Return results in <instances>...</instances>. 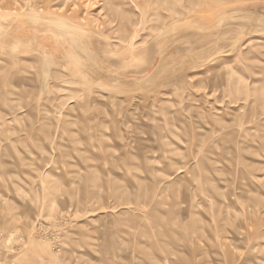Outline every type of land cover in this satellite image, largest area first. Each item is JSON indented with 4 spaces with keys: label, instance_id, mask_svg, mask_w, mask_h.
Wrapping results in <instances>:
<instances>
[{
    "label": "rangeland",
    "instance_id": "obj_1",
    "mask_svg": "<svg viewBox=\"0 0 264 264\" xmlns=\"http://www.w3.org/2000/svg\"><path fill=\"white\" fill-rule=\"evenodd\" d=\"M0 15L6 73L52 85L36 122L0 103V264H264V0Z\"/></svg>",
    "mask_w": 264,
    "mask_h": 264
},
{
    "label": "crops",
    "instance_id": "obj_2",
    "mask_svg": "<svg viewBox=\"0 0 264 264\" xmlns=\"http://www.w3.org/2000/svg\"><path fill=\"white\" fill-rule=\"evenodd\" d=\"M1 27V26H0ZM5 26H3L2 28H0V45H2V43H4L5 41ZM12 35H14V32L12 33ZM36 43V40H35ZM8 49V48H7ZM20 47L18 48V53L16 52L15 58H13L12 60V64L13 66H15V68L17 66H19V72H22V63L20 62V55H19V51H20ZM6 48H2V50H0V72H2L3 74L0 76V103H16V104H24V103H30V106L28 110H24L25 112H18V118L20 120L25 119V120H34L36 122L37 119V111H41L43 108L47 107L49 108L50 106L48 105L49 103H52V97L48 96L47 94H44V91H46L47 89H51L52 85H42V83H46V84H50V82L48 83L47 81H42L41 79H37L32 73V77L29 76L30 79H27L26 77L21 78L22 75L18 74L17 78V74H14V78L13 76H9L7 72H9V67H7V65H11L9 64L10 62H7L8 60H10V56L8 53L5 52ZM32 51H36V47H34L32 49ZM36 52H34L33 56L35 55ZM9 56V59L8 57ZM30 58V56H29ZM15 60H19V63H14ZM27 60L25 59V62ZM32 61L31 59H29L27 62ZM7 63V64H6ZM28 64V63H25ZM28 65H32L31 63H29ZM35 66V65H33ZM8 69H5V68ZM34 68V70L32 69ZM44 70V69H43ZM43 70L42 67H39L37 69V67H30V71L29 72H39L40 76H43ZM47 70V68L45 69V71ZM53 72V70H51V73ZM9 89V90H8ZM35 105V106H33Z\"/></svg>",
    "mask_w": 264,
    "mask_h": 264
},
{
    "label": "bare ground",
    "instance_id": "obj_3",
    "mask_svg": "<svg viewBox=\"0 0 264 264\" xmlns=\"http://www.w3.org/2000/svg\"><path fill=\"white\" fill-rule=\"evenodd\" d=\"M2 18H4L5 19V17L4 16H2V15H0V19H2ZM49 21V20H48ZM53 21H55V20H53ZM50 22V21H49ZM38 33V32H37ZM36 39H37V37H36ZM33 41V40H32ZM30 41H28V43H29ZM34 42V41H33ZM28 45H30V44H28ZM17 48V47H16ZM78 48V47H77ZM79 49V48H78ZM79 51H81L80 49H79ZM18 53V52H17ZM74 53V52H73ZM68 55H70V54H68ZM73 57V59H74V55L72 56ZM76 59V58H75ZM77 60V59H76ZM70 61V60H69ZM74 62V61H73Z\"/></svg>",
    "mask_w": 264,
    "mask_h": 264
}]
</instances>
